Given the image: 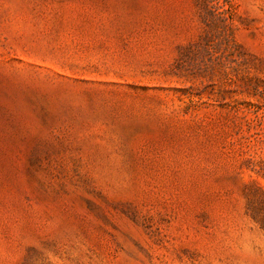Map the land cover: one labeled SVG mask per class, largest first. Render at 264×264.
Instances as JSON below:
<instances>
[{
	"label": "rangeland",
	"instance_id": "1",
	"mask_svg": "<svg viewBox=\"0 0 264 264\" xmlns=\"http://www.w3.org/2000/svg\"><path fill=\"white\" fill-rule=\"evenodd\" d=\"M0 264H264V0H0Z\"/></svg>",
	"mask_w": 264,
	"mask_h": 264
}]
</instances>
